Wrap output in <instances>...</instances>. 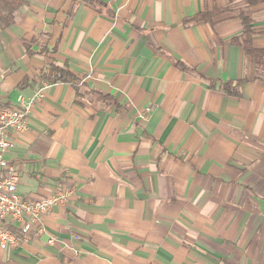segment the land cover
I'll list each match as a JSON object with an SVG mask.
<instances>
[{
	"label": "crops",
	"instance_id": "crops-1",
	"mask_svg": "<svg viewBox=\"0 0 264 264\" xmlns=\"http://www.w3.org/2000/svg\"><path fill=\"white\" fill-rule=\"evenodd\" d=\"M242 13L264 51V2L29 0L0 33V105L44 97L7 160L24 197L73 193L44 218L56 245L0 264H264V61L232 42Z\"/></svg>",
	"mask_w": 264,
	"mask_h": 264
},
{
	"label": "built area",
	"instance_id": "built-area-1",
	"mask_svg": "<svg viewBox=\"0 0 264 264\" xmlns=\"http://www.w3.org/2000/svg\"><path fill=\"white\" fill-rule=\"evenodd\" d=\"M43 97L40 91L34 100L26 101L19 96L14 106L0 105V249L4 251L48 235L44 218L73 193L72 189H62L48 198L32 200L24 197L18 190L20 176L17 169L7 160L8 152L14 147V134L28 129L31 108ZM48 236L47 244L56 245L57 239Z\"/></svg>",
	"mask_w": 264,
	"mask_h": 264
},
{
	"label": "trees",
	"instance_id": "trees-1",
	"mask_svg": "<svg viewBox=\"0 0 264 264\" xmlns=\"http://www.w3.org/2000/svg\"><path fill=\"white\" fill-rule=\"evenodd\" d=\"M84 3L93 5L100 4L102 0H82ZM29 2V0H0V33L11 26L15 20L16 14ZM249 6H257L260 3H263L264 0H244ZM214 14H205L200 17L198 21L205 20L206 18H211ZM242 24L244 27L243 34L240 37L234 38L232 41L235 45L240 46L246 52V55L256 59L258 64H261L264 61V51L258 50L253 47V37L259 32L252 27V19L245 16V13H242ZM185 69V67L182 66ZM43 79L46 82H73L74 76L71 72L66 69L52 66L49 69V72L43 75ZM244 82H238L233 87L232 84H224L223 89L230 93L235 94L236 87L242 85Z\"/></svg>",
	"mask_w": 264,
	"mask_h": 264
}]
</instances>
